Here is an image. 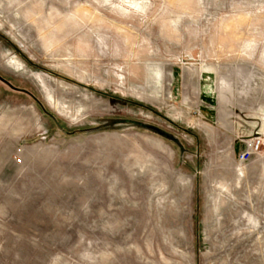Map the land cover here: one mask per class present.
Here are the masks:
<instances>
[{"label":"rangeland","instance_id":"1","mask_svg":"<svg viewBox=\"0 0 264 264\" xmlns=\"http://www.w3.org/2000/svg\"><path fill=\"white\" fill-rule=\"evenodd\" d=\"M0 264H264V0H0Z\"/></svg>","mask_w":264,"mask_h":264},{"label":"water","instance_id":"2","mask_svg":"<svg viewBox=\"0 0 264 264\" xmlns=\"http://www.w3.org/2000/svg\"><path fill=\"white\" fill-rule=\"evenodd\" d=\"M2 80L5 81L4 79H2ZM136 125L141 126L143 128H146L150 131H153V132H155V133H157V134H159V135H161V136H163L169 140L177 142V138L174 135L170 134L169 132H167V131H165V130H163V129L155 126V125L142 123V122H139ZM178 144H180V143H178Z\"/></svg>","mask_w":264,"mask_h":264},{"label":"built area","instance_id":"3","mask_svg":"<svg viewBox=\"0 0 264 264\" xmlns=\"http://www.w3.org/2000/svg\"><path fill=\"white\" fill-rule=\"evenodd\" d=\"M261 142L258 141H254L252 143L251 149L250 150H246L244 152L241 153L240 155V160L241 161H245L247 159H249L250 155L252 154L253 151L258 150L260 148Z\"/></svg>","mask_w":264,"mask_h":264}]
</instances>
